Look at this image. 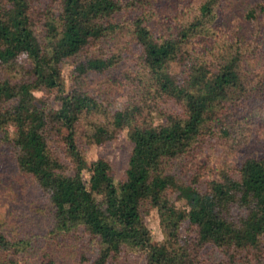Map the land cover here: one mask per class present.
<instances>
[{"label":"trees","instance_id":"obj_1","mask_svg":"<svg viewBox=\"0 0 264 264\" xmlns=\"http://www.w3.org/2000/svg\"><path fill=\"white\" fill-rule=\"evenodd\" d=\"M238 4L200 0L190 14L178 0H0V264H114L125 250L143 252L146 264H264V132L244 136L250 149L237 174L223 172L205 189L171 169L206 134L237 133L235 109L252 118L261 107L264 2L239 9L240 23L227 29L221 18ZM154 16L161 33L148 24ZM111 42L116 51L108 57ZM131 42L140 48L136 68L107 78L96 93L83 87L82 77L110 71ZM95 48L102 54H90ZM81 53L88 56L66 92L63 64ZM176 61L184 78L171 71ZM123 82L128 100L109 108L112 85ZM55 89L52 98L37 95ZM171 101L178 108L165 105ZM98 110L105 119L86 124ZM125 127L134 148L118 185L109 161L89 165L80 142L113 140ZM17 175L34 180L39 195L29 203L38 219L21 222L26 216L4 210L5 189L19 191ZM173 194L190 207H179ZM148 206L159 210L164 242L152 239Z\"/></svg>","mask_w":264,"mask_h":264},{"label":"rangeland","instance_id":"obj_2","mask_svg":"<svg viewBox=\"0 0 264 264\" xmlns=\"http://www.w3.org/2000/svg\"><path fill=\"white\" fill-rule=\"evenodd\" d=\"M43 0H34V3L37 5L41 4ZM180 7L185 8L189 11V13H193V7L196 4H199L200 0H178ZM255 1H262L264 0H238V7L237 10L230 14L229 18L224 16L221 18V23L227 29L235 28V24L240 23V18L242 16L239 9L244 10L248 3H252ZM139 9V8H138ZM131 15L136 8H131ZM230 10L226 11L229 13ZM129 13V14H130ZM225 14L224 12L222 13ZM161 17L154 16L152 19L148 21V24L151 25L153 30L156 33H161L163 28V23L160 21ZM225 31V29H224ZM226 32V31H225ZM124 42H128L130 37L128 35L123 34ZM130 47L125 50L124 57L121 59L119 63L115 67H113L110 71H90L87 76L81 78V82L84 84L85 89H89L90 91H94L95 93L98 92V85L104 83L107 78L112 77H120L122 79L125 76V72L127 70L132 69L137 66V59L133 55L134 52L138 54L139 46L136 45L134 42L129 43ZM253 45L256 46V42H253ZM113 47V48H112ZM108 50L110 54H107L108 57L116 51L115 46H112V42L108 44ZM260 54V61L256 62V65L264 68V38L257 47ZM90 54H102V50L95 48L91 50ZM88 55L86 53L78 54L76 57L67 60L63 64V79H64V89L66 92H69L74 84V74L76 70V66L79 61L85 60ZM23 63L28 66L32 67L34 65L33 60L29 57V55L24 54L22 55ZM136 68V67H135ZM260 68V69H261ZM171 71L174 74H177L178 77L184 78L186 75V71L182 64L178 61L173 62ZM123 81H125L123 79ZM126 82V81H125ZM112 92H111V104L109 108H116L121 107L127 100H128V86L127 84L121 83L112 85ZM57 93V90L53 91H37V95L39 96H50L51 98ZM107 103V101L105 102ZM260 106L257 108L256 113L252 115V118L245 117L244 112L235 113L232 112L230 118L233 122L239 127L237 133H232L230 136L226 137L220 133L218 130L214 134H206L202 140L199 141L197 146L192 149L187 155L180 159H176L174 164L171 166V169L177 176L188 183H192L194 186L198 187L199 189H205L208 185V182L219 175H222L223 172H229L232 175L238 173V165L240 163V158H242L243 154L250 149L248 145L249 139L244 138L247 134H255L259 135L264 132V97H261V101L259 102ZM167 105L168 108H178V105L175 102H169ZM241 107V106H240ZM245 109V108H244ZM154 120L156 123H160L164 120L161 111L156 110L154 111ZM241 116H243L241 118ZM105 114L103 111L98 110L92 112L88 121H85L87 124L91 120H101L105 119ZM218 129V128H217ZM11 135L15 136L17 131L15 126H10ZM131 128L125 127L118 133L117 137L113 140H109L103 143L97 142H80V147L83 150L84 156L88 161V164H92L95 160L100 158H104L109 161L111 165V174L115 180V182L120 185L122 182L127 180L128 177V169L130 167V158L134 148V142L130 137ZM3 147H0V150ZM4 149V148H3ZM2 149V150H3ZM5 150V149H4ZM58 152L65 156L63 153V148L60 146L58 148ZM7 172V171H6ZM3 180H6L8 177H11L15 171L11 172H3ZM16 180H18L15 184L16 189H18V193L16 195L11 193L9 188L5 189L4 194L6 195L7 199L5 200V207L4 210L10 212L12 214H21L26 217L19 218L15 217L21 222L24 221H32L33 217L38 219L39 214L32 210V205L29 203L30 198L33 196H38L39 192L35 191L34 180L28 176L24 178L20 177L19 175L15 176ZM86 177H89V171H86ZM2 180V181H3ZM7 182H5L6 184ZM119 193L123 194L122 189H119ZM5 197V196H4ZM173 198L176 204L179 207L189 208V203L187 199H180L175 194H173ZM27 214V215H26ZM31 216V218H30ZM144 219L146 224L151 230L152 239L155 242H164L167 239V234L164 230V227L161 222V216L159 213L158 208L156 207H149L144 211ZM264 239V235H263ZM91 250V249H90ZM207 250H203L207 253ZM205 253V254H206ZM204 254V253H202ZM205 257V255H203ZM207 256V255H206ZM205 261V259H204ZM114 264H146L145 255L141 251H130L125 250L122 252L121 257L118 262ZM206 264V263H200Z\"/></svg>","mask_w":264,"mask_h":264}]
</instances>
